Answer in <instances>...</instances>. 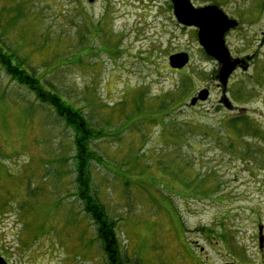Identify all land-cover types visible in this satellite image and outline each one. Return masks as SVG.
Instances as JSON below:
<instances>
[{
	"label": "rangeland",
	"instance_id": "rangeland-1",
	"mask_svg": "<svg viewBox=\"0 0 264 264\" xmlns=\"http://www.w3.org/2000/svg\"><path fill=\"white\" fill-rule=\"evenodd\" d=\"M242 1L191 0L228 13ZM0 45L101 132L93 184L127 264H264V88L235 105L251 83L234 74L224 94L170 0H0ZM177 53L190 56L183 70L169 65ZM203 89L209 98L192 106ZM42 106L0 68V253L10 264H106L96 226L70 196L72 175H56L73 168L61 163L73 131ZM192 181L217 188L213 198Z\"/></svg>",
	"mask_w": 264,
	"mask_h": 264
},
{
	"label": "trees",
	"instance_id": "trees-1",
	"mask_svg": "<svg viewBox=\"0 0 264 264\" xmlns=\"http://www.w3.org/2000/svg\"><path fill=\"white\" fill-rule=\"evenodd\" d=\"M0 68L6 73L10 80L21 86H25L34 95V99L41 106L50 108L58 119L64 122V125L73 131V137L71 142V148L73 154L65 156L61 159V163L67 164L70 160H73L74 165L72 169L66 168L65 171H56L57 177L61 175H72L71 185L72 192L70 196L75 198L82 205V213L90 219L96 226V239L99 241L103 253L106 258V264H127L121 253L120 239L117 233L116 222L111 220L107 213L106 207L100 202L97 191L93 184V176L91 173L92 160L96 159V154L93 149V144L101 136V132H98L91 120L80 110L77 106L72 104L69 100L64 98L61 94L48 88L47 84L42 78H37L30 70L27 69L23 61L12 52H9L5 47L0 45ZM187 87L182 89L183 91H175L177 97H182L188 93ZM174 93V94H175ZM173 94V95H174ZM173 102V101H172ZM170 102V103H172ZM42 106V107H43ZM166 103H162L161 110H164ZM183 106H180L173 111L179 112ZM139 110V107H138ZM231 121L232 126L239 128L240 118H233ZM242 120V119H241ZM178 120H176L177 122ZM179 124V122H178ZM65 155V154H63ZM61 168V167H60ZM197 177L201 183H209L211 180H207L206 176H202L201 173ZM191 183L197 184L192 181ZM187 182L186 186L188 191L191 184ZM210 184V183H209ZM213 184V183H211ZM190 185V187H189ZM201 186V185H200ZM208 187V188H207ZM204 188L203 192L195 191V194L202 197L211 199L215 195V189L209 186H201ZM217 193V191H216ZM226 228V227H224ZM222 229V228H221ZM220 229V230H221ZM201 231L207 233H214L213 230ZM224 232L219 231L217 234L221 239L225 238Z\"/></svg>",
	"mask_w": 264,
	"mask_h": 264
},
{
	"label": "flooded vegetation",
	"instance_id": "flooded-vegetation-1",
	"mask_svg": "<svg viewBox=\"0 0 264 264\" xmlns=\"http://www.w3.org/2000/svg\"><path fill=\"white\" fill-rule=\"evenodd\" d=\"M245 1L246 0L242 1V3L238 5L239 7L234 10V13H228L220 7L227 15L229 20L236 23L235 27L229 29L224 34L225 45L230 53L232 61L237 64L236 71L233 73V75L239 74L242 79L249 81L252 85V90L248 92L244 90L241 85L238 87L237 91L239 96L237 95V102L234 103L235 105L240 104L244 98H248L249 101H254L258 98L257 89H259L261 86L264 88V0H248L249 5H246ZM241 4L245 6L244 9H240ZM188 28L193 29L196 33H198L196 28ZM212 60L216 63L219 71L221 65L215 59ZM215 78H218V72ZM228 84H230V79ZM227 91L228 89H223L224 94L227 93ZM241 96H244V98H241ZM200 103L201 102L198 104ZM235 105L231 106L230 111H236L234 109V107H236ZM254 114L257 115L255 111ZM240 117H242V115H237L231 119ZM238 129L240 130L242 128L239 126ZM245 161L252 164L251 160ZM262 170L264 171V169H261L260 171L262 172ZM260 226L264 227V223H261L258 226V244ZM196 246L201 252L204 253L203 248H201L198 243H196ZM260 251L264 252V248L262 250L260 249ZM224 264L237 263L224 261Z\"/></svg>",
	"mask_w": 264,
	"mask_h": 264
},
{
	"label": "water",
	"instance_id": "water-1",
	"mask_svg": "<svg viewBox=\"0 0 264 264\" xmlns=\"http://www.w3.org/2000/svg\"><path fill=\"white\" fill-rule=\"evenodd\" d=\"M97 0H88L94 4ZM173 6L174 16L177 22L184 27H193L198 30V41L206 55L215 59L221 68L218 80L223 89H227L230 77L236 71L237 64L232 61L230 53L224 42V34L235 27V22L229 20L227 15L216 5L195 7L191 0H170ZM190 63L187 53H177L169 57V65L174 70H182ZM209 89L201 90L191 100V105L196 106L198 102H205L209 98ZM227 109L231 103L227 98L223 100ZM264 227H259V245L264 248ZM0 264H9L0 253Z\"/></svg>",
	"mask_w": 264,
	"mask_h": 264
}]
</instances>
